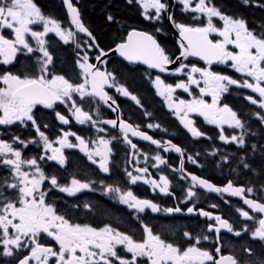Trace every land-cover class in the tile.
Returning <instances> with one entry per match:
<instances>
[{
  "label": "snow or ice",
  "instance_id": "obj_1",
  "mask_svg": "<svg viewBox=\"0 0 264 264\" xmlns=\"http://www.w3.org/2000/svg\"><path fill=\"white\" fill-rule=\"evenodd\" d=\"M78 3L61 0L66 11L61 20L37 0H0V126L21 130L0 131V264H264V0H235L234 4L223 0H175L174 4L169 0H125V6L150 22L152 30L128 24L108 6L104 22L117 26L110 46H102L84 21ZM252 9L260 15L250 14ZM164 20L178 33L175 52L155 35L164 31ZM63 46L70 50V59ZM109 53H117L129 63L147 65L145 74L156 95L192 138L213 139L197 127L193 114L215 125L219 141L229 148L235 145V149L227 152L210 146L208 154L219 155L214 167L227 166L237 178L217 184L188 171L185 159L203 167L199 152L189 153L171 139L154 138L141 130V124L125 118L117 94L143 110L142 117L150 121L147 129L162 128L151 122L153 113L121 79L118 68L108 67ZM190 56L199 57L204 66L186 64ZM214 65H226L240 75L216 71ZM149 69L183 74V78L168 83L159 74L153 78ZM178 89L190 99L177 98ZM245 89L251 94H245ZM233 90L248 102V108L225 102ZM61 106L63 111L58 110ZM102 106L116 117H106ZM72 120L89 125L94 135L72 131ZM107 126L117 134H111ZM54 127L58 131L53 132ZM25 130L31 135L23 136ZM133 137L155 145L154 154L141 149ZM117 144L126 146L123 176L120 180L101 177L100 173L111 177L118 167ZM33 145L35 151L28 153ZM65 149H79L95 169H77L62 176L60 171L69 162ZM161 149L179 154L178 168H173ZM48 162H55L56 167ZM162 165L187 182V187L181 184L179 197ZM150 168L156 170L155 175ZM140 182L180 203L163 207L142 198L132 187ZM197 189L240 198L247 210L242 206L235 210L244 220L230 221L217 211L198 207L196 200L202 193ZM54 190L69 197L85 190L99 191L131 210L136 228L125 225L96 200L77 199L65 203L61 210ZM210 207L217 209L218 205ZM146 210L186 211L207 218V222L199 231L184 230L180 241L169 240L163 230L145 222L141 214ZM76 213L88 219L80 222ZM222 230L252 239L239 246V253H225V246H236L225 242ZM208 241L211 243L205 245ZM257 243L259 250L253 247Z\"/></svg>",
  "mask_w": 264,
  "mask_h": 264
},
{
  "label": "flooded vegetation",
  "instance_id": "obj_2",
  "mask_svg": "<svg viewBox=\"0 0 264 264\" xmlns=\"http://www.w3.org/2000/svg\"><path fill=\"white\" fill-rule=\"evenodd\" d=\"M175 3V0H172V4ZM179 12V8L176 9ZM143 21V17H140ZM145 24L139 25L137 27L143 29L145 27L148 28L149 31L152 30L150 26V22L143 21ZM164 25V31L161 33H155L157 39L170 51L175 52L178 48L176 41L173 39L172 32L170 27L167 25V21L164 20L161 22ZM222 24V22H219ZM151 24H155L156 27H160V23L151 22ZM124 35L126 36V31H124ZM170 37V39H169ZM54 38V37H53ZM122 61L121 59H117ZM186 64H197L198 66H204V62L201 60H194V59H186L184 61ZM138 65V64H137ZM139 67V66H137ZM142 68V67H140ZM144 69V68H143ZM214 70L227 72L230 75H234L239 77L240 74L235 73L233 69L226 65H214ZM157 74L153 75L154 76ZM161 78L164 79L168 83H174L177 78H183V74H172V73H160ZM148 79V76H147ZM149 80V79H148ZM194 87V86H193ZM235 87V86H234ZM196 93H198V89H194ZM245 94H251V90L245 89L243 90ZM177 98L183 99H190L187 93H185L182 89H178L175 93ZM117 103L121 106V111L125 118H128L130 121L131 113L130 109L127 108L128 104H132L131 100L128 98L123 100L121 98H117ZM206 99L210 100V97H206ZM225 102H228L231 106L236 108H248V102L244 101L242 96L239 92L233 90L231 94L227 95V99ZM58 110L63 111V107L61 106ZM49 115L51 112L49 111ZM106 117L108 118H115L116 116L111 112L107 111ZM153 121L151 122H158L161 124V129H147L146 125L150 121L148 118L145 121L139 120L137 117H133L134 123L141 124V130L147 131L150 135H153L154 138L157 139H171L174 143L181 145L182 147L187 149L189 153H196L199 152L200 155L198 157L199 164L203 167H199L197 165L191 164L187 159H185V166L188 171L195 172L198 175H203L206 178L212 179L214 183L222 184L225 183L228 178L236 179L237 176L234 173L229 172V168L227 166L224 167H214L215 161L219 160V155L212 156L208 153L210 152V146H215L220 148L222 151L231 152L235 149V145L229 148L228 145H225L224 142L219 141L218 139V132L219 129L215 125L208 124L204 121L203 117L199 116L198 114H193V119L196 121L197 127L201 128L202 131L208 133L209 136H212L213 139L209 140L207 137H200V138H192L187 130L183 128V126L179 123L178 118L173 115L172 111L169 110L165 105L161 106L154 115ZM255 118L253 117V120ZM132 120V119H131ZM54 125H59L58 121H51ZM65 130L68 129V126H63ZM109 128V127H108ZM167 129V132H164L162 129ZM227 130V126H225ZM111 134L116 135L117 131L109 128ZM12 131V132H20L19 128H11L6 129L4 126H0V131ZM71 130L77 132L80 135H84L86 137H91L94 135V130L90 128L89 125H79L74 120L71 121ZM58 131V128L54 127L53 132ZM230 131V130H228ZM23 136L31 135V132L25 130L22 132ZM73 142H75L74 137L71 138ZM133 142L137 143L138 146L150 152V154H154V150L156 147L150 145L146 141L139 139L138 137H133ZM115 143V142H114ZM125 145L117 144L116 145V156L115 159L117 161L118 167L114 170V173L111 177L108 174L100 173L99 175L104 178L116 179L120 180L123 176L122 169L125 166ZM35 151V146H31L28 149V153H32ZM65 155L69 157V162L66 164L65 169L60 171V174L64 177H67L70 173L77 169H83L91 172L95 169V166L91 164L90 161L87 160V157L80 152L79 149H65ZM161 154L165 155L169 159V163L172 164L173 168L179 167V154L175 152H168L164 153L161 149ZM49 166H55V162H48ZM143 166V163L141 164ZM235 165H233L234 167ZM161 168L165 169V173L169 175V178L172 180V190L175 192L176 196L179 197L181 194V184L184 187H187V182L181 181L179 173L172 172L171 169H167L166 166H161ZM98 171V170H97ZM150 171L155 175L156 170L151 169ZM95 178V177H92ZM242 182V181H241ZM133 191L141 196L142 198L153 199L154 201L160 203L163 207L175 206L177 203H180L177 199L169 197L165 194H161L158 191L153 192L149 185L143 184L140 182L138 185H134ZM199 193H202L196 200V205L198 207H203L209 211H217L225 218L231 220L239 219L241 221L244 220L243 217H239V213L236 212L237 207H244L241 200L237 199L236 197H232L228 194H224L221 196L217 193H208L205 192L203 189H197ZM53 196L58 200V206L61 210L64 209L65 203L71 204L76 203L77 199L80 201L84 200H96L99 201L101 205L105 206L106 208L110 209L112 212L118 214L117 216L123 217L122 220L125 225H129L131 228H136V223L134 217L130 215L131 210L127 209L126 206L121 205L118 201L112 200L110 197L103 195L101 192H90L85 190L84 193H78L76 197H69L67 194L59 193L58 191H53ZM255 198V197H253ZM187 202L184 201L181 203L183 207L184 204ZM212 204H217V209H212L210 206ZM125 207V208H124ZM246 210L247 208L244 207ZM125 212H124V211ZM76 217L79 218L80 222H85L88 218L84 216L83 213H76L74 214ZM145 220V222L151 224L155 230L161 231L163 230V235L165 238L169 240L180 241L181 234L184 230L189 231H199L202 227L206 225L207 218L199 217L195 214H188L186 211L181 212L180 215H176L175 213H151L150 210H146V213L141 214ZM249 224H252L251 221H248ZM174 224L178 225L176 229L172 230L169 228V225ZM137 236H139V231H137ZM222 236L225 238V242H229L234 244L236 247L235 249H230L229 247H224V252L227 253L230 250L236 251L239 253V246L244 243L245 241H251V237L249 235H245L244 233L241 234L240 237H235L231 233H227L225 230H222ZM211 243V241L204 242L205 245ZM253 247L259 250V244H253Z\"/></svg>",
  "mask_w": 264,
  "mask_h": 264
},
{
  "label": "trees",
  "instance_id": "obj_3",
  "mask_svg": "<svg viewBox=\"0 0 264 264\" xmlns=\"http://www.w3.org/2000/svg\"><path fill=\"white\" fill-rule=\"evenodd\" d=\"M37 2L44 8L46 12H52L61 20L65 19L66 15L63 11L60 0H37ZM223 2L234 4L235 0H223ZM78 6L81 8L84 21L99 38L102 46H110L111 40L115 38L117 29V26H114L110 23L106 24L104 22V12L106 7L110 6V10L118 11L120 16L125 17L128 24L130 25L139 26L145 24L140 16L137 15L135 9H129L125 6V0H79ZM249 13L255 14L256 16L260 15L259 11L254 9L249 10ZM63 48L65 51L69 52L70 59V50L67 46H63ZM108 67H117L121 74V79L126 81L130 89L141 97V99L144 101L143 103L146 105V108L148 110H154V113L157 112L159 109L157 106V99L154 98L153 89L149 83V80L147 79L145 69L137 66H131L114 58L109 60ZM127 107L130 109L131 115L139 114L135 107L131 105H127ZM111 213L115 216L118 215L112 211ZM176 227H178V225H169L170 229H174Z\"/></svg>",
  "mask_w": 264,
  "mask_h": 264
},
{
  "label": "water",
  "instance_id": "obj_4",
  "mask_svg": "<svg viewBox=\"0 0 264 264\" xmlns=\"http://www.w3.org/2000/svg\"><path fill=\"white\" fill-rule=\"evenodd\" d=\"M169 3H172V0H169ZM168 24H169V26H170V30H171L172 35H173V39L176 41V40L178 39V33H177V31H176L174 28H172L170 22H168ZM110 57H117V58H120V59L124 60V59H123L122 57H120L117 53H109L108 58H110ZM187 59L200 60L199 57H192V56L188 57ZM124 61H125V60H124ZM201 61H202V60H201ZM134 64H139V65H142V66H144V67H147V65H144V64H142V63H140V62H137V63H134ZM152 70L155 71V72H158V70H155V69H152ZM158 73H159V72H158ZM116 115H117V114H116ZM108 127L111 128V126H108ZM245 206H246V205H245Z\"/></svg>",
  "mask_w": 264,
  "mask_h": 264
},
{
  "label": "rangeland",
  "instance_id": "obj_5",
  "mask_svg": "<svg viewBox=\"0 0 264 264\" xmlns=\"http://www.w3.org/2000/svg\"><path fill=\"white\" fill-rule=\"evenodd\" d=\"M174 229H176V228H174ZM174 229H172V230H174Z\"/></svg>",
  "mask_w": 264,
  "mask_h": 264
}]
</instances>
